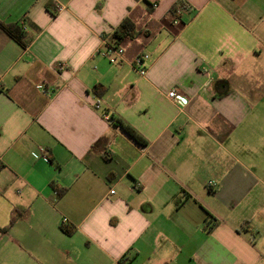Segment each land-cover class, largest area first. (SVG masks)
I'll return each mask as SVG.
<instances>
[{"label": "crops", "instance_id": "0c3cea01", "mask_svg": "<svg viewBox=\"0 0 264 264\" xmlns=\"http://www.w3.org/2000/svg\"><path fill=\"white\" fill-rule=\"evenodd\" d=\"M0 21L28 41L0 27V264H264V0H0Z\"/></svg>", "mask_w": 264, "mask_h": 264}, {"label": "trees", "instance_id": "16d2710c", "mask_svg": "<svg viewBox=\"0 0 264 264\" xmlns=\"http://www.w3.org/2000/svg\"><path fill=\"white\" fill-rule=\"evenodd\" d=\"M178 8H175L172 13L176 14ZM177 16V15H176ZM0 27L3 28L15 41H17L23 47L28 45L27 34L25 32L22 24H5L0 21ZM140 34L139 30L136 27V24L130 19L126 18L118 28L113 32V34L108 37V42L111 46H119L123 41L127 39H134ZM102 95V93H99ZM114 124L118 127H121L131 138H133L138 144L142 146H147L148 141L131 125L125 123L123 120L117 118L114 119ZM54 189L57 190L59 196L62 195L65 191L64 188H60L57 184L52 183ZM210 218L207 221L206 229L208 232H211L217 225L218 220L215 217L209 216ZM62 229L69 235L73 234L74 230L69 229L67 225L62 224Z\"/></svg>", "mask_w": 264, "mask_h": 264}, {"label": "built area", "instance_id": "2783aa9c", "mask_svg": "<svg viewBox=\"0 0 264 264\" xmlns=\"http://www.w3.org/2000/svg\"><path fill=\"white\" fill-rule=\"evenodd\" d=\"M63 7L59 6L58 10L59 11H63ZM185 11V8L183 7H179L177 10L176 14L171 13V17L173 18V23L174 24H178L180 22V19L178 17V14ZM177 15V16H176ZM105 51H104V56L106 58H108V60L112 63V64H117V63H122L125 61V48L122 45L119 46H111L108 42V40H105ZM150 60V55L149 54H143L141 56H139L136 60H135V69L137 70V72L142 76L145 77L148 71L147 65L146 63ZM39 88H42V86H40ZM167 98L183 105L185 99L183 98V96H181L179 94V92L177 90H171L168 94H167ZM215 183H209L208 187L209 188H213L215 187ZM112 194H115V191L112 190L111 191Z\"/></svg>", "mask_w": 264, "mask_h": 264}, {"label": "rangeland", "instance_id": "374dc122", "mask_svg": "<svg viewBox=\"0 0 264 264\" xmlns=\"http://www.w3.org/2000/svg\"><path fill=\"white\" fill-rule=\"evenodd\" d=\"M253 159L258 160L259 163L264 165V154H255V157L253 155Z\"/></svg>", "mask_w": 264, "mask_h": 264}]
</instances>
